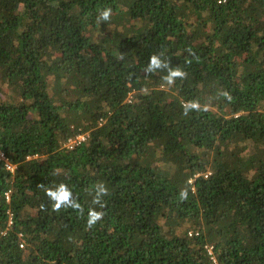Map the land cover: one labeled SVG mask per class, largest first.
I'll return each instance as SVG.
<instances>
[{
	"label": "trees",
	"instance_id": "16d2710c",
	"mask_svg": "<svg viewBox=\"0 0 264 264\" xmlns=\"http://www.w3.org/2000/svg\"><path fill=\"white\" fill-rule=\"evenodd\" d=\"M0 152V264H264V0H0Z\"/></svg>",
	"mask_w": 264,
	"mask_h": 264
},
{
	"label": "clouds",
	"instance_id": "9594fccd",
	"mask_svg": "<svg viewBox=\"0 0 264 264\" xmlns=\"http://www.w3.org/2000/svg\"><path fill=\"white\" fill-rule=\"evenodd\" d=\"M112 14V9L111 8H104L99 16V19L101 21H108L111 17ZM161 65L160 60L158 59L157 55H152L149 58V65L146 70V72H151L155 67H159ZM186 74L182 71L175 70V71H170L168 77H166L167 83L172 84L174 83V78L180 77L183 78ZM223 95L231 99L229 94L227 92L223 93ZM193 109H199L198 104H192L191 106ZM185 114H187V109L185 110ZM100 192H103L105 195L107 194V189L101 184L100 187ZM46 195L49 197V199L53 202V210L55 211H60L62 208L67 209V208H72L75 210L83 211L81 205L72 198V193L71 190L64 184H60L57 186L55 190L49 189L46 193ZM181 198L186 199L187 198V191L182 190L181 192ZM94 203H99V193L95 197ZM101 207L103 205L101 204ZM103 212L96 211L94 209H90L88 213V219H87V227L92 228L97 221L102 220L103 218Z\"/></svg>",
	"mask_w": 264,
	"mask_h": 264
},
{
	"label": "built area",
	"instance_id": "2783aa9c",
	"mask_svg": "<svg viewBox=\"0 0 264 264\" xmlns=\"http://www.w3.org/2000/svg\"><path fill=\"white\" fill-rule=\"evenodd\" d=\"M225 1L226 0H216V3L217 5H222L225 3ZM82 139H83L82 136L78 137V140H82ZM0 161L4 162V166L9 172L13 173L15 171L16 166L8 162V160L5 158V156L1 152H0ZM9 224H11V221H9Z\"/></svg>",
	"mask_w": 264,
	"mask_h": 264
}]
</instances>
